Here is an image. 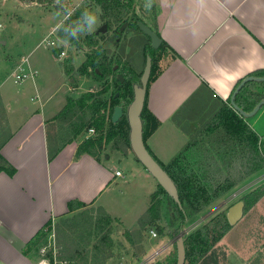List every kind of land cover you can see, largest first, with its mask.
Here are the masks:
<instances>
[{"label": "rangeland", "instance_id": "374dc122", "mask_svg": "<svg viewBox=\"0 0 264 264\" xmlns=\"http://www.w3.org/2000/svg\"><path fill=\"white\" fill-rule=\"evenodd\" d=\"M137 2L132 0L128 8H132L135 15L147 24L151 21V16L144 15ZM86 8L94 12L99 9L93 0H60V3L56 0H0V37L6 38L5 43H0V52L9 53L16 58L24 45L29 46L36 40H41V47L35 49L33 59L40 61L36 58L38 51L52 50L65 75L63 85L62 78L55 77L56 96L62 95L60 93L62 90L72 94L71 97H78L84 91H92L90 98L85 100L83 107L71 118L56 117L47 124L49 150L64 143L74 141L79 144L88 137L101 135V145L91 147L96 151L98 161H114L123 170V177H120L118 186L116 185L110 195L112 198V201L109 200L110 212L94 203L83 204L64 216L46 222L31 239L27 248L39 259L40 248L44 247L47 260L58 264L164 262L172 257L174 237L170 236L169 231L175 227L179 217L171 198L166 193L159 196L158 206L153 204L156 181L136 159L130 148L117 140L118 126L126 128L123 113L115 122L110 121L113 106L116 104L123 106L130 99L126 77L123 76L122 81L117 82L108 74L97 80L89 72V67L84 75L79 74L77 70L85 56L90 51L98 49L112 63L118 59L123 67L139 73L144 65L145 49L149 40L128 22L129 14L123 17V26L118 29L122 21H111V18L103 17L99 11L97 25L91 33L81 35L79 39H73V42H63V37L59 34L63 35L66 29L54 31L55 26L63 19L67 10L71 9L72 14L65 24L78 20ZM8 17L21 23L18 28L17 24L7 21ZM102 23L105 24V29L95 32ZM24 30H27V36L21 35ZM4 31L6 34L2 36ZM44 37L49 40V46L42 42ZM146 43L148 44L144 46ZM63 48L65 53L59 55ZM148 50L152 55V73L157 74L171 53L160 44ZM7 72L12 80L10 78L4 80L0 90L3 88L10 91L11 87H14L13 82H18L13 80L9 68L3 66L0 67V78ZM41 73L44 75L45 71ZM116 91L117 95L112 97ZM221 102L207 97L200 100L192 97L185 102L183 114L177 115L178 126L182 131L185 130L184 120L191 116L199 119L200 127L192 135L187 134L188 139L181 145L179 152L165 164L162 163L176 178L186 176L190 169L196 170L197 162H206L210 157L215 159L221 168L227 162L226 157L231 155V150L236 152L239 149L238 144L227 139L228 129L224 125H217L211 118ZM259 108L254 114L244 118L247 123L253 122L256 129L264 133V106ZM0 115L1 142L8 134L4 118L5 109L1 105ZM89 127L93 130L89 131ZM168 136L172 144L179 145L184 142V135L174 130ZM175 157L176 166L172 168L169 163ZM0 166H6L1 158ZM263 168L243 177L226 191L219 193L212 202L196 213H192L188 206L184 205L189 219L184 222L183 229L185 231L192 229L214 215H219L218 218L222 222L220 211H224L232 202L241 199L243 194L264 182ZM181 169L185 170L182 174ZM223 227V234L216 244L218 250L223 253L224 264H264V194L244 213L242 212L239 220ZM152 230L155 232L154 235L151 233ZM105 235L109 243L104 249L98 250L95 246ZM183 264H186L185 259Z\"/></svg>", "mask_w": 264, "mask_h": 264}, {"label": "crops", "instance_id": "0c3cea01", "mask_svg": "<svg viewBox=\"0 0 264 264\" xmlns=\"http://www.w3.org/2000/svg\"><path fill=\"white\" fill-rule=\"evenodd\" d=\"M136 1L144 15L150 14L147 24L171 53L147 83L144 97L153 116L147 121L144 142L165 164L179 152L187 134L199 130L196 116L184 120L185 130L178 126L177 115L183 114L189 98L225 101L239 78L264 68V0ZM7 19L17 28L21 24ZM26 33L24 30L21 35ZM5 42L6 38L0 37V43ZM42 42L49 46L46 37ZM40 47L41 40L24 45L16 58L0 52V67L12 71L21 63L37 70L35 75L13 82L10 91L0 90L8 129L0 142V158L14 168L11 175L0 170V264H40L27 248L39 229L50 219L73 211L67 208L69 200L94 203L110 212V195L123 177L118 163L76 153L74 141L61 144L49 155L47 124L64 104L65 94L73 95L62 90V95L56 96L55 77L60 76L63 85L65 75L52 50L38 51L40 61L33 59ZM64 53L63 48L59 55ZM9 78L7 72L0 78V86ZM248 124L264 134L253 122ZM173 130L184 135L182 144L170 142L168 134ZM116 169L120 175L114 174Z\"/></svg>", "mask_w": 264, "mask_h": 264}, {"label": "trees", "instance_id": "16d2710c", "mask_svg": "<svg viewBox=\"0 0 264 264\" xmlns=\"http://www.w3.org/2000/svg\"><path fill=\"white\" fill-rule=\"evenodd\" d=\"M95 4L99 7L101 15L103 17L111 18V21L121 22L126 14H129V21L132 26L136 27V19L140 17L136 16L133 9L128 8L131 5L132 0H93ZM125 5V6H124ZM59 7V6H58ZM124 7V9H123ZM141 20V19H140ZM143 21V20H142ZM155 33L158 32L154 30ZM64 37L63 35H60ZM147 37V36H146ZM148 38V37H147ZM149 40V38H148ZM73 42V40H71ZM148 43L144 44L147 45ZM163 45L161 40L160 46ZM148 48L152 47L148 44L145 49V55H152ZM116 65V70L113 71V66ZM90 68L89 72L97 80L102 77L111 74V77L117 81L115 72L121 73L122 76L126 77V83L129 87L131 96V84L132 82H138L140 73H134L130 69L123 67V64H119V60L115 59L114 63L110 59L104 57V55L98 50H92L87 54L78 65L77 70L79 74H86L87 68ZM128 71V72H126ZM158 73V72H157ZM264 68H257L246 75H263ZM156 74L152 73V61L150 66V72L148 76V81L152 80ZM245 76V75H244ZM242 78V77H241ZM239 78L230 90L232 92L235 85L241 79ZM260 87L261 89H257ZM90 90L82 92L78 97H71L69 95L65 96L64 104L56 112L53 118L56 117H68L71 118L72 115L83 107L85 100L90 98ZM229 93V95H230ZM229 95L225 101H222L218 108L211 115V118L216 122L217 125H224L228 129L227 139L232 141L234 144H238L239 149L234 152L231 150V155L227 156L228 161L224 163L223 168L211 158L207 159L206 162L196 163V170H189L186 176L181 175L176 178L167 167H165L148 149L144 142V134L147 130V121L149 117L153 116L148 112L143 102L142 110L140 113L141 120V130L143 143L151 154V156L159 163V165L167 172L172 181L174 182L178 194V198L181 202V207H179L174 201H172L176 215L179 217L178 222L175 227L169 231V234L173 238L174 250L172 251V257L164 262L153 261L146 264H174L175 261V244L174 240L178 232L183 229L184 222L189 218L184 210V205L188 206L192 213H196L208 205L212 200L219 194L226 191L237 181L241 180L243 177L248 176L259 169L264 167V134L257 133L253 128L246 122L245 118L241 116L238 112L233 110L229 106ZM113 97V95H112ZM264 98V80L255 81L248 80L244 82L238 91L234 95V102L244 111H249L253 105L260 99ZM129 100H127L123 108V119L126 124V128H121L118 126V137L117 140L122 142L125 146L129 147L128 141V125L125 117V107ZM111 121V120H110ZM119 121V120H118ZM157 122L154 120V123ZM102 123V119L100 121ZM117 125L118 122H117ZM48 140V135H47ZM231 142V143H232ZM102 143L101 135L88 137L82 142L77 144L76 153L86 152L91 155L94 159L96 157V151L92 150L93 146H100ZM231 146V144L229 145ZM49 155H51L56 148L49 150L47 148ZM176 157L172 159L169 163L170 167L176 166ZM174 163V164H172ZM6 166H0V170H5L8 175H11L14 168L5 163ZM202 168V169H201ZM203 168H208V170H203ZM185 172L184 169L180 170V173ZM165 193L164 189L156 182V194L153 204L158 206L159 196ZM264 194V182L260 183L256 187L252 188L240 198L243 201L242 212L244 213L250 206H252L262 195ZM172 200V199H171ZM84 203L78 200L67 201V208L69 210L79 208ZM222 217V222L218 218L219 215L210 216L202 224L189 229L183 230L182 232V242L184 246V252L186 264H224L223 253L218 250L217 240L223 234V225H229L225 219L224 211H220ZM48 222V221H47ZM108 237L105 235L103 240L99 242L97 249L105 248L108 245ZM85 259V256L83 257Z\"/></svg>", "mask_w": 264, "mask_h": 264}, {"label": "water", "instance_id": "95a60500", "mask_svg": "<svg viewBox=\"0 0 264 264\" xmlns=\"http://www.w3.org/2000/svg\"><path fill=\"white\" fill-rule=\"evenodd\" d=\"M137 28L149 38V45L152 48L158 47L161 43V38L155 31L147 25L144 21L136 19L135 21ZM123 24V23H122ZM122 28V25L120 26ZM105 29V24H101L96 31H103ZM151 66V57L146 54L144 65L141 70L138 82H132L131 84V96L125 107V117L128 125V141L129 147L136 159L143 165V167L150 173L154 180L164 189L165 193L174 201L179 207H181V202L178 198L176 186L167 172L159 165V163L151 156V154L146 149L143 139H142V130H141V120L140 113L142 110L145 91L148 81V76ZM118 81H122L123 77L120 73H116ZM255 80L261 81L264 80L263 75H245L243 76L238 83L233 88L232 92L229 95V106L238 112L243 117H248L254 114L257 109L264 104V98L258 100L249 111H244L238 107L234 102V95L241 87V85L248 81ZM117 95V91L113 96ZM122 106L114 105L112 113L110 115V120L115 122L117 118L122 115ZM242 199H237L228 205L224 210V216L229 225L234 224L242 216ZM184 229H181L175 240V263L174 264H183L185 252L182 242V232Z\"/></svg>", "mask_w": 264, "mask_h": 264}, {"label": "clouds", "instance_id": "9594fccd", "mask_svg": "<svg viewBox=\"0 0 264 264\" xmlns=\"http://www.w3.org/2000/svg\"><path fill=\"white\" fill-rule=\"evenodd\" d=\"M57 3H60V0H56ZM100 10L97 8L96 11L90 9H85L78 20L65 24V21L68 20V17L72 14V10H67L63 19L55 26L54 31L65 30L63 42L68 43L73 39H79L81 35L91 33L97 25L98 15L97 13Z\"/></svg>", "mask_w": 264, "mask_h": 264}, {"label": "built area", "instance_id": "2783aa9c", "mask_svg": "<svg viewBox=\"0 0 264 264\" xmlns=\"http://www.w3.org/2000/svg\"><path fill=\"white\" fill-rule=\"evenodd\" d=\"M62 53V52H61ZM37 73V70L35 68L29 67L27 65H23L21 63L15 64L14 68L11 71V75L13 76L14 81H20L26 77L35 75ZM89 131H92L93 129L91 127L88 128ZM115 175H120L119 169H116L114 171ZM151 233L154 235L155 232L152 230ZM38 263L40 264H58L56 262L51 263L47 260L45 257L44 247L40 248V257L38 259Z\"/></svg>", "mask_w": 264, "mask_h": 264}, {"label": "flooded vegetation", "instance_id": "af4514ba", "mask_svg": "<svg viewBox=\"0 0 264 264\" xmlns=\"http://www.w3.org/2000/svg\"><path fill=\"white\" fill-rule=\"evenodd\" d=\"M122 23H123V21H122ZM122 23H120V25H119V28H118V29H121V28H120V26H121V25L123 26V24H122ZM102 24H103V23H102ZM97 28H98V27H97ZM118 29H117V31H118ZM96 30H97V29H95V32H99V31H96ZM112 69H113V71H114V70H116V65H114ZM116 73H118V72H115V76H116ZM122 77H123V76H122ZM119 82H120V81H119Z\"/></svg>", "mask_w": 264, "mask_h": 264}]
</instances>
